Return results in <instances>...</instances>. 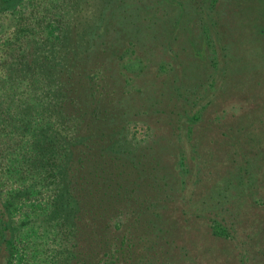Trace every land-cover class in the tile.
Listing matches in <instances>:
<instances>
[{"label":"trees","instance_id":"1","mask_svg":"<svg viewBox=\"0 0 264 264\" xmlns=\"http://www.w3.org/2000/svg\"><path fill=\"white\" fill-rule=\"evenodd\" d=\"M130 1L0 0V264H177L164 216L183 193L179 154L203 147L131 134L118 50ZM263 126L259 114L230 128L227 153H246ZM167 148H177L176 178Z\"/></svg>","mask_w":264,"mask_h":264},{"label":"rangeland","instance_id":"2","mask_svg":"<svg viewBox=\"0 0 264 264\" xmlns=\"http://www.w3.org/2000/svg\"><path fill=\"white\" fill-rule=\"evenodd\" d=\"M128 4L133 9L123 18L133 21H124L130 32L118 50L120 85L136 112L131 134L142 145L197 139L203 147L201 154H179L184 158L183 193L174 191L164 216L177 264H264V126L255 129L262 138L248 142L246 153L226 151L230 128L235 134L240 124L264 114V0ZM219 42L229 48L230 59L226 73L221 72L230 75L222 78L217 59L226 50ZM216 80L226 88L219 90ZM187 102L192 107L188 115L181 113ZM193 113L198 117L194 124ZM169 148L166 166L176 178L177 148Z\"/></svg>","mask_w":264,"mask_h":264}]
</instances>
